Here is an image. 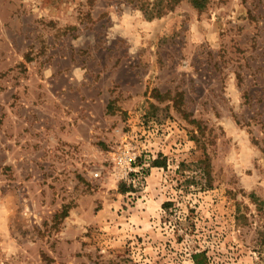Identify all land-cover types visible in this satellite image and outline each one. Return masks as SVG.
<instances>
[{
    "label": "rangeland",
    "instance_id": "obj_1",
    "mask_svg": "<svg viewBox=\"0 0 264 264\" xmlns=\"http://www.w3.org/2000/svg\"><path fill=\"white\" fill-rule=\"evenodd\" d=\"M169 2L0 0V264H264V0Z\"/></svg>",
    "mask_w": 264,
    "mask_h": 264
},
{
    "label": "trees",
    "instance_id": "obj_2",
    "mask_svg": "<svg viewBox=\"0 0 264 264\" xmlns=\"http://www.w3.org/2000/svg\"><path fill=\"white\" fill-rule=\"evenodd\" d=\"M172 1H174V0H170V2L167 4V5H171V3H172ZM191 1V3L195 6V7H197V8H200V7H202L203 5V3H204V0H190ZM168 7V6H167ZM154 164H158V162H156V161H154L153 162ZM167 205H169L168 203H166L165 205H164V207H166ZM198 255H194L193 256V258L195 259L196 257H197ZM195 264H200V262H197V261H195Z\"/></svg>",
    "mask_w": 264,
    "mask_h": 264
},
{
    "label": "built area",
    "instance_id": "obj_3",
    "mask_svg": "<svg viewBox=\"0 0 264 264\" xmlns=\"http://www.w3.org/2000/svg\"><path fill=\"white\" fill-rule=\"evenodd\" d=\"M129 161H131V160H129Z\"/></svg>",
    "mask_w": 264,
    "mask_h": 264
}]
</instances>
